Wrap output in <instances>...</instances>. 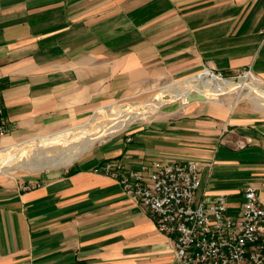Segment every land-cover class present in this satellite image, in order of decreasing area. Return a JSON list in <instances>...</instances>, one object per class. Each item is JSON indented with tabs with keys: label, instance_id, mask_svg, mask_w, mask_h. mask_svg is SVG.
<instances>
[{
	"label": "crops",
	"instance_id": "obj_1",
	"mask_svg": "<svg viewBox=\"0 0 264 264\" xmlns=\"http://www.w3.org/2000/svg\"><path fill=\"white\" fill-rule=\"evenodd\" d=\"M246 70L264 88V0H0L7 141L79 127L108 105L205 71ZM90 147L66 169L0 179V264H178L146 210L93 173L105 161H196L198 198L224 196L235 215L250 187L264 206L258 112L182 102ZM29 180L41 185L21 191Z\"/></svg>",
	"mask_w": 264,
	"mask_h": 264
},
{
	"label": "built area",
	"instance_id": "obj_2",
	"mask_svg": "<svg viewBox=\"0 0 264 264\" xmlns=\"http://www.w3.org/2000/svg\"><path fill=\"white\" fill-rule=\"evenodd\" d=\"M237 77L252 76L246 70ZM6 125L0 97V139L6 136ZM201 171L196 161L128 169L110 160L93 169L146 210L157 231L172 243L178 264H264V206L254 189L244 191L239 212L232 215L226 197H197ZM40 185L29 180L21 191Z\"/></svg>",
	"mask_w": 264,
	"mask_h": 264
},
{
	"label": "rangeland",
	"instance_id": "obj_3",
	"mask_svg": "<svg viewBox=\"0 0 264 264\" xmlns=\"http://www.w3.org/2000/svg\"><path fill=\"white\" fill-rule=\"evenodd\" d=\"M214 75L219 77L217 74ZM195 76L171 82L165 88L152 90L150 94L120 100L108 105L91 116L86 123L85 120L80 122L81 126L74 127L75 125H73V128L56 135L38 134L12 141L0 139V179L18 181L39 176L46 171L66 169L68 166L64 167L61 164H64L71 155H77L78 151H81L80 147L84 144V133L95 131L97 128H101L102 125H107V123L112 125L113 123L110 121L115 118H118L119 121L127 116H141L143 112L149 113L142 119H133L126 124L125 128L133 124H142L152 119L161 110L180 106L182 102L202 101L198 99L222 101L229 107H243L258 112L260 116L264 117V88L256 80L250 77L232 76L227 78L220 76L227 80L229 85L219 92L213 93L203 89V78ZM181 96H183V100ZM156 103L161 106L154 111L152 109L157 105ZM76 125H79V123ZM61 135H65V138ZM78 137L79 139H77ZM46 138H55L57 141L48 145H40L39 142ZM99 141L94 142L91 147ZM79 155L81 154L77 156Z\"/></svg>",
	"mask_w": 264,
	"mask_h": 264
},
{
	"label": "bare ground",
	"instance_id": "obj_4",
	"mask_svg": "<svg viewBox=\"0 0 264 264\" xmlns=\"http://www.w3.org/2000/svg\"><path fill=\"white\" fill-rule=\"evenodd\" d=\"M204 73H206V74L200 75V78H203L202 79V86H203L204 90H209L213 93H217L220 90H222L224 87L229 85V82L227 80H225L223 78H219L218 76L214 75L213 73H211L209 71H205ZM250 78L253 79V77H250ZM182 98H183V96H181V99ZM160 106H161L160 104H157L153 109L152 108L151 109L155 111ZM148 110H149V108H148ZM148 114L149 113H147V112H143L141 116L140 115L139 116H133V115L127 116V117H124L122 120H119V121H118V118H115V119H113V121H110L113 123L112 125H110V123H107V125H102L101 128H97V129L95 128L96 129L95 131L84 133L83 134V136H85L83 138L84 144L82 147H80L81 151H78L79 152L78 154H82L83 152H85L94 142L98 141L99 139L103 138L104 136L122 130L126 126V124L131 122L133 119H135V118H141L142 119L143 117H146ZM137 120H139V119H137ZM61 137L65 138V135H61ZM77 139H79V137ZM56 141H57V139H55V138H53V139H47L46 138V139H42V141H40L39 143H40V145H48L49 143H53ZM75 153H76V150H75ZM77 155L76 154L71 155V157L68 158L64 162V164H61V165L65 166L68 162L75 159L77 157Z\"/></svg>",
	"mask_w": 264,
	"mask_h": 264
},
{
	"label": "water",
	"instance_id": "obj_5",
	"mask_svg": "<svg viewBox=\"0 0 264 264\" xmlns=\"http://www.w3.org/2000/svg\"><path fill=\"white\" fill-rule=\"evenodd\" d=\"M195 100V99H194ZM198 100H202V101H204V99H198Z\"/></svg>",
	"mask_w": 264,
	"mask_h": 264
}]
</instances>
